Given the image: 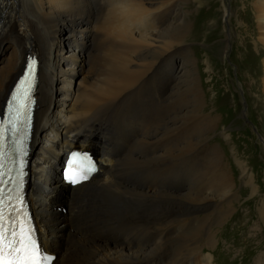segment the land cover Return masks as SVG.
Here are the masks:
<instances>
[{
	"label": "bare ground",
	"instance_id": "6f19581e",
	"mask_svg": "<svg viewBox=\"0 0 264 264\" xmlns=\"http://www.w3.org/2000/svg\"><path fill=\"white\" fill-rule=\"evenodd\" d=\"M188 3L0 0V54L6 42H13L0 66V110L27 56H37L41 64L28 189L46 251L57 254L54 264H216L211 252L219 229L213 217L237 194L226 185L218 192L206 181H230L226 169L209 172L202 166L216 146L217 126L200 128L204 115L198 113L200 89H194L199 73L181 24ZM255 9L264 46V0ZM225 14L231 24L233 11ZM90 40L93 66L74 87L73 68L83 56L81 46ZM233 49L239 64V47ZM260 61L262 88L255 79L245 80L262 91L257 97L246 95L250 120L256 109L264 118ZM58 81L59 93L54 91ZM53 114L61 129L50 127ZM260 123L254 122L257 128ZM87 142L98 149L101 143L111 147L103 148V164L94 178L71 190L65 232L68 226L60 223L50 199L54 193L67 197L52 179L55 170L61 173L69 151ZM241 174V181L250 184L249 171L243 168ZM201 177L206 184L199 183ZM169 178L172 189L163 188ZM180 182L186 187L175 191ZM61 239L64 246L56 248Z\"/></svg>",
	"mask_w": 264,
	"mask_h": 264
},
{
	"label": "rangeland",
	"instance_id": "374dc122",
	"mask_svg": "<svg viewBox=\"0 0 264 264\" xmlns=\"http://www.w3.org/2000/svg\"><path fill=\"white\" fill-rule=\"evenodd\" d=\"M187 1L189 2L187 18L185 17L181 24L184 25V38L191 45L190 50L195 57L196 73H199L194 79V89L197 88L195 92L200 89L199 94L196 92L198 99L199 96L201 99L200 105L197 104L198 113L204 115L200 128L206 125L217 126L216 136L212 139L216 146L203 159L202 166L209 172L226 169L232 179L222 181L208 180L206 176L205 178L206 181L214 184L213 187L218 192H221L226 185L234 189L237 194L230 205L218 208L213 217L217 224L215 228L219 229L217 233L219 238L211 253L216 264H264V118H262L263 113L256 109L254 110L255 118L250 120L246 98V95H249L248 92L252 97H257L260 93L262 95V91L260 93L256 91L257 84L254 90L247 82L251 78L255 79L254 82L258 83L257 87L262 88L259 70L260 60L264 59V46L259 40L261 29H258L255 9L260 0ZM226 9L233 11L231 24H229L228 16L226 17ZM183 10L180 8V12ZM233 45L239 47L236 56L239 64L233 61ZM4 46L5 51L2 50L0 54V66L2 60L11 54L13 42L8 41ZM81 47L83 56L73 68L74 87L86 77L88 70L93 66V62L88 61L92 50L91 40ZM66 54H68L67 51ZM181 61L182 59L178 58V62L181 63ZM68 65L71 68L73 66L71 62H68ZM242 82L245 83V87ZM61 84L60 81L55 83V92L60 91ZM137 105L140 108V105ZM56 114L50 117L52 121L50 127L58 124L57 126L61 129L62 122ZM256 120L261 122L258 128L254 124ZM99 157L103 164V153ZM243 168L252 175L250 184L241 181ZM55 171L52 181L61 189L60 191L66 194L67 199H60L54 193L50 200L56 215L60 216V223H63L64 227L68 226L63 227L65 229L63 230L68 232L70 227L65 219V207L71 190L77 187L64 184L60 169ZM205 178L201 177L199 183H205ZM186 183H178L175 191L179 186L181 190L184 189ZM162 184L163 188H168V185H171L170 189L173 187L170 178L169 183ZM48 189L42 191L51 195ZM58 243L56 248L63 247L65 241L61 239ZM205 251L206 254L209 253V250ZM54 255L57 258V254Z\"/></svg>",
	"mask_w": 264,
	"mask_h": 264
},
{
	"label": "snow or ice",
	"instance_id": "6c2138e0",
	"mask_svg": "<svg viewBox=\"0 0 264 264\" xmlns=\"http://www.w3.org/2000/svg\"><path fill=\"white\" fill-rule=\"evenodd\" d=\"M33 72L34 62L29 64L27 75L20 82V86L17 87L9 102L10 111H12V104L16 103L18 112L20 101L27 98L32 87ZM9 124L15 132L16 128L11 118L7 122H0V264H50L52 258L42 252L27 213L23 210V200L20 198L19 191H16L14 197L11 190L3 187L10 182V179H5L7 173L4 171L3 164L4 139ZM16 150L22 152V143L17 145ZM20 175L22 176L23 173L21 172ZM81 176L86 179V172H82ZM67 178L72 183L79 182L71 175ZM13 200L17 201L20 207L12 203Z\"/></svg>",
	"mask_w": 264,
	"mask_h": 264
},
{
	"label": "water",
	"instance_id": "95a60500",
	"mask_svg": "<svg viewBox=\"0 0 264 264\" xmlns=\"http://www.w3.org/2000/svg\"><path fill=\"white\" fill-rule=\"evenodd\" d=\"M61 172H62V170H61Z\"/></svg>",
	"mask_w": 264,
	"mask_h": 264
}]
</instances>
